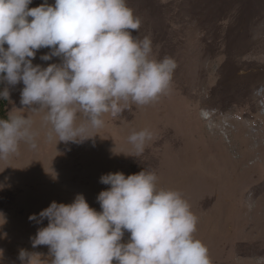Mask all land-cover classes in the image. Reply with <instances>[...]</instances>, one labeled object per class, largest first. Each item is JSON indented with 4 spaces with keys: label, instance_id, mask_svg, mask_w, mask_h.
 Masks as SVG:
<instances>
[{
    "label": "rangeland",
    "instance_id": "374dc122",
    "mask_svg": "<svg viewBox=\"0 0 264 264\" xmlns=\"http://www.w3.org/2000/svg\"><path fill=\"white\" fill-rule=\"evenodd\" d=\"M42 3L32 0L29 7ZM127 5L141 20L133 35L150 36L156 59L175 61L170 87L149 105L105 114L104 126L81 144L49 141L43 113H28L38 148L21 144L17 155L0 161V264H21V249L33 254L32 264H49V247L33 248L31 241L48 220L37 224L29 216L77 194L101 211L97 196L109 187L102 175L144 169L189 202L211 264H264V0ZM49 51L38 50L33 63H60L40 59ZM22 88L10 87L8 112L24 107ZM143 128L153 135L135 157L127 138ZM129 237L125 232L122 242Z\"/></svg>",
    "mask_w": 264,
    "mask_h": 264
},
{
    "label": "clouds",
    "instance_id": "9594fccd",
    "mask_svg": "<svg viewBox=\"0 0 264 264\" xmlns=\"http://www.w3.org/2000/svg\"><path fill=\"white\" fill-rule=\"evenodd\" d=\"M0 0V100L22 83L20 104L0 118V161L17 155L21 144L38 148V130L28 113H43L49 141L81 144L104 126L105 114L120 115L135 104L149 105L170 87L175 61L153 56L150 36H134L141 20L127 0ZM7 45V47H5ZM40 57L60 63L34 64ZM24 110H27L25 113ZM152 132L132 130L128 143L143 154ZM109 187L97 196L101 211L83 194L65 204L53 201L30 221L48 224L31 238L49 247V264H211L195 232L197 216L183 194L160 186L154 171L110 172ZM3 187V185H0ZM125 232L130 233L122 242ZM21 264L33 254L19 251Z\"/></svg>",
    "mask_w": 264,
    "mask_h": 264
},
{
    "label": "trees",
    "instance_id": "16d2710c",
    "mask_svg": "<svg viewBox=\"0 0 264 264\" xmlns=\"http://www.w3.org/2000/svg\"><path fill=\"white\" fill-rule=\"evenodd\" d=\"M3 88V84H0V89ZM7 101L0 100V118H7Z\"/></svg>",
    "mask_w": 264,
    "mask_h": 264
}]
</instances>
